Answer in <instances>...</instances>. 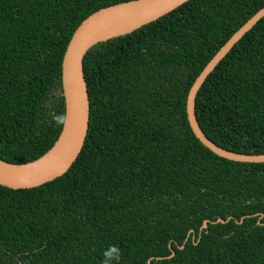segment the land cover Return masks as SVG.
<instances>
[{"label":"trees","instance_id":"obj_1","mask_svg":"<svg viewBox=\"0 0 264 264\" xmlns=\"http://www.w3.org/2000/svg\"><path fill=\"white\" fill-rule=\"evenodd\" d=\"M129 1L0 0L1 160L31 163L54 146L73 33ZM263 8L264 0H190L94 46L84 60V148L50 183L0 186V264H102L110 245L119 264H264V163L215 155L186 112L196 79ZM196 116L217 146L264 155V19L207 79ZM206 221L215 224L201 230Z\"/></svg>","mask_w":264,"mask_h":264},{"label":"water","instance_id":"obj_2","mask_svg":"<svg viewBox=\"0 0 264 264\" xmlns=\"http://www.w3.org/2000/svg\"><path fill=\"white\" fill-rule=\"evenodd\" d=\"M189 1L133 0L108 6L87 17L73 33L62 61L61 82L66 123L58 140L43 157L31 163L16 165L0 159V186L12 190L33 189L65 175L82 152L89 131L91 108L84 60L90 50L99 43L130 35L173 13ZM263 19L264 8L229 39L196 79L186 103L188 123L196 138L215 155L237 163H264V155L230 152L210 141L197 120L196 99L220 63ZM217 223L225 224L223 220ZM209 224L215 223L206 221L201 230H207Z\"/></svg>","mask_w":264,"mask_h":264},{"label":"clouds","instance_id":"obj_3","mask_svg":"<svg viewBox=\"0 0 264 264\" xmlns=\"http://www.w3.org/2000/svg\"><path fill=\"white\" fill-rule=\"evenodd\" d=\"M54 121L57 125L66 123V117L63 115L54 116ZM122 253L118 246L110 245L103 253L102 264H119Z\"/></svg>","mask_w":264,"mask_h":264}]
</instances>
